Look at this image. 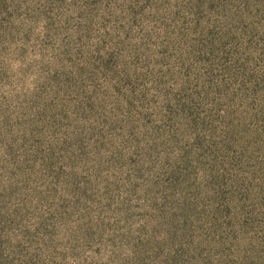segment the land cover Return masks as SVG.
Instances as JSON below:
<instances>
[{
    "label": "rangeland",
    "instance_id": "obj_1",
    "mask_svg": "<svg viewBox=\"0 0 264 264\" xmlns=\"http://www.w3.org/2000/svg\"><path fill=\"white\" fill-rule=\"evenodd\" d=\"M33 99L56 164L21 175ZM1 119L0 264H264V0H0ZM187 156L155 230L146 193Z\"/></svg>",
    "mask_w": 264,
    "mask_h": 264
},
{
    "label": "trees",
    "instance_id": "obj_2",
    "mask_svg": "<svg viewBox=\"0 0 264 264\" xmlns=\"http://www.w3.org/2000/svg\"><path fill=\"white\" fill-rule=\"evenodd\" d=\"M34 101V99H33ZM35 105V122H32V129L30 131L31 140H34V145L32 148L31 158L29 155L24 153V161L20 160V164L18 165L21 170V175L23 172V168H25V164L30 165V168L34 171L35 168L43 167L47 170L53 169L56 164L53 157L50 156L44 150V133L50 129L51 122L49 121L50 116V108L48 105L46 107H42L41 103L38 100H35L33 106ZM8 127L5 119L0 120V131L4 128ZM33 136V137H32ZM22 151V148H21ZM23 153V152H22ZM184 155H189L186 152ZM189 157H185L181 162L176 163L175 169L171 171L169 175V181L167 185L161 184V182L154 183L152 187H150L146 193V199L149 202V209H153L150 219L148 222L154 226L155 230H159L163 227L172 228L178 224L177 216L178 211L181 210V201L177 199V194L180 193L187 182L190 180V171L193 168V161L188 159ZM197 163V168L200 165V161L195 160V164ZM226 171L223 165H220L218 162L213 161L210 163V168L207 171L206 176V187L209 188L212 198L216 200H220L229 202L230 198L234 195H231V191L234 186L229 187V181L226 178ZM60 175V173L58 174ZM160 177V176H159ZM25 183L24 179L20 177L19 180V198H20V207L18 209V224L22 226V220L25 221V206L23 205V201L25 199V194L23 193ZM229 192V194H228ZM162 200V201H161ZM163 202V208H158V205ZM159 202V203H158ZM166 202H169L172 206H174V213H166L164 208L167 207ZM191 209L193 207L189 205ZM194 210V209H193ZM163 215V216H162ZM162 216V217H161ZM161 217V219H160ZM225 220L227 221L226 215L221 214L220 216H216L213 214V218H209V222L211 224L212 229H218L219 223ZM232 221L236 224L239 223L232 219ZM230 224V223H229Z\"/></svg>",
    "mask_w": 264,
    "mask_h": 264
}]
</instances>
